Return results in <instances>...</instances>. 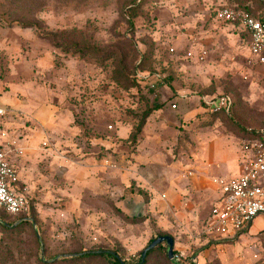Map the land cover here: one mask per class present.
<instances>
[{"label": "rangeland", "instance_id": "1", "mask_svg": "<svg viewBox=\"0 0 264 264\" xmlns=\"http://www.w3.org/2000/svg\"><path fill=\"white\" fill-rule=\"evenodd\" d=\"M223 1L237 2L0 0V121L29 200L20 216L33 219L0 228V264H109L63 262L98 249L136 264L162 234L199 264H264L263 218L230 238L206 230L220 180L243 171L264 129V65L239 28L215 19ZM252 4L264 16V4ZM63 32L121 48L139 87L119 86L115 60L102 52L56 47L50 33ZM203 48L204 61L185 55ZM222 94L232 97L230 112L207 103ZM155 102L162 108L133 141ZM165 250L166 242L146 264H172Z\"/></svg>", "mask_w": 264, "mask_h": 264}, {"label": "built area", "instance_id": "2", "mask_svg": "<svg viewBox=\"0 0 264 264\" xmlns=\"http://www.w3.org/2000/svg\"><path fill=\"white\" fill-rule=\"evenodd\" d=\"M215 19L230 23L248 37L250 52L264 65V21L250 12L227 6L220 2L215 9ZM186 57L204 61L208 49L197 52L188 51ZM210 108L231 111L233 100L228 94L216 96L207 101ZM174 108L177 107L173 103ZM7 114V108L0 106V119ZM259 137L250 141L253 157L243 171L235 177L221 179L218 195L210 208L207 218V232L213 238H230L244 232L259 217L264 218V129L258 131ZM9 129L0 121V210L20 216L29 210L27 194L21 187L19 172L10 158L9 145L13 146ZM175 264H199L195 255L185 256L174 251L170 258Z\"/></svg>", "mask_w": 264, "mask_h": 264}, {"label": "trees", "instance_id": "3", "mask_svg": "<svg viewBox=\"0 0 264 264\" xmlns=\"http://www.w3.org/2000/svg\"><path fill=\"white\" fill-rule=\"evenodd\" d=\"M236 3H229L226 1H223L222 3L226 4L227 6L244 9L257 18L264 21V16L258 14L256 11L253 10V4L252 3H261L264 4V0H236ZM73 32H63L62 34L57 33H50L49 39L52 41V43L56 46L61 48L64 52H72L75 54H79L80 56H87L91 55L93 57H98V53L102 52L104 54H101L102 57L105 55L104 58H100L101 60H104L105 58H113L115 60V67L112 73L113 80L121 87L124 88H131V87H139V81L136 79L135 76H132L130 73L127 72L128 67L126 66V53L121 48H113V49H100L97 45H95L92 42H85L80 43L76 40L75 37L72 36ZM67 34V35H65ZM242 34L248 39L247 35L242 32ZM163 104H159L157 102L154 103V105L150 108H147L144 112H142L141 117L139 119V122L135 125L130 138L133 141H137L139 136L141 135L143 128L146 124V121L148 117L151 115V113L154 110H158L162 108ZM254 133V132H252ZM257 135L253 137H259L260 134L256 132ZM253 135V134H252ZM32 212H28L26 217L24 216H14L5 210H0V228L2 230L7 231H13L19 229L20 226H22L24 223H32ZM252 225L249 226L248 229H250ZM247 229V230H248ZM245 230V231H247ZM162 235H168V234H162ZM160 236V235H159ZM155 238H152L150 242L147 244V246L154 240ZM175 239V238H174ZM164 243V242H163ZM162 243H160L156 248L150 249L147 251L146 256H141V259L136 264H146L147 258H149L152 254H154L158 247L161 246ZM147 246L145 248H147ZM144 248V249H145ZM143 249V250H144ZM176 251V250H175ZM143 253V251H142ZM165 258L171 262L172 264H175L171 261V259L168 257L167 250L164 251ZM50 259V258H49ZM46 257H37L35 260V264H54L57 263L59 260H53L50 261ZM93 261H106L109 264H130L127 263L121 255L117 251H111L106 249H98V250H85L77 255L71 257V258H65L63 262H93Z\"/></svg>", "mask_w": 264, "mask_h": 264}, {"label": "water", "instance_id": "4", "mask_svg": "<svg viewBox=\"0 0 264 264\" xmlns=\"http://www.w3.org/2000/svg\"><path fill=\"white\" fill-rule=\"evenodd\" d=\"M141 214V212H140ZM166 242L167 243V254L169 258H172L174 255V245H175V239L171 235H160L157 236L148 246L143 250L142 257H144L147 254V251L153 248H156L160 243Z\"/></svg>", "mask_w": 264, "mask_h": 264}, {"label": "crops", "instance_id": "5", "mask_svg": "<svg viewBox=\"0 0 264 264\" xmlns=\"http://www.w3.org/2000/svg\"><path fill=\"white\" fill-rule=\"evenodd\" d=\"M248 48H249V47H248ZM249 51H250V49H249ZM259 218H263V217H259ZM257 219H258V218H257ZM263 219H264V218H263ZM255 221H256V220H255ZM254 223H255V222H254ZM254 223H253V225H254ZM253 225H252V226H253Z\"/></svg>", "mask_w": 264, "mask_h": 264}]
</instances>
